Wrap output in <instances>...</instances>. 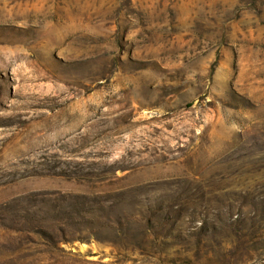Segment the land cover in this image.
I'll list each match as a JSON object with an SVG mask.
<instances>
[{"label":"rangeland","instance_id":"1","mask_svg":"<svg viewBox=\"0 0 264 264\" xmlns=\"http://www.w3.org/2000/svg\"><path fill=\"white\" fill-rule=\"evenodd\" d=\"M0 264H264V0H0Z\"/></svg>","mask_w":264,"mask_h":264},{"label":"trees","instance_id":"2","mask_svg":"<svg viewBox=\"0 0 264 264\" xmlns=\"http://www.w3.org/2000/svg\"><path fill=\"white\" fill-rule=\"evenodd\" d=\"M63 197L68 201V207L63 208L54 205L56 213L51 216L52 219L77 229H89V237L99 242L116 246L134 245L137 238L134 228L136 224L135 216L132 213L135 201H129L126 198L128 197L126 193L120 196H112V198L110 196L104 199L99 197L101 200L98 197L91 198L71 194ZM24 219H27V217ZM60 230L62 237L66 239L68 237L66 229L61 228ZM38 233L47 234L48 232L38 230ZM74 237V239H79L78 236ZM85 238H88V236H85Z\"/></svg>","mask_w":264,"mask_h":264}]
</instances>
